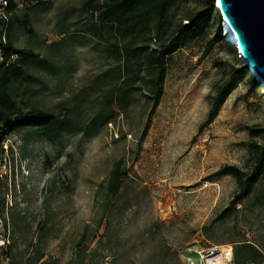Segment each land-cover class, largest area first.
Segmentation results:
<instances>
[{
	"label": "rangeland",
	"instance_id": "1",
	"mask_svg": "<svg viewBox=\"0 0 264 264\" xmlns=\"http://www.w3.org/2000/svg\"><path fill=\"white\" fill-rule=\"evenodd\" d=\"M88 1L14 0V11L0 8L14 45L40 56L13 93L28 109L68 117L58 138L29 128L1 139L0 264H243L245 244L264 254V179L237 212L219 219L238 188L233 176L214 174L226 165L253 167L264 139L249 128H264V89L241 76L205 125L219 87L241 66L213 41L218 16L167 58L154 107L147 60L127 54L134 37L85 8ZM206 6L177 0L163 30L158 18L152 23V44ZM120 160L127 175L110 197L108 178Z\"/></svg>",
	"mask_w": 264,
	"mask_h": 264
},
{
	"label": "trees",
	"instance_id": "2",
	"mask_svg": "<svg viewBox=\"0 0 264 264\" xmlns=\"http://www.w3.org/2000/svg\"><path fill=\"white\" fill-rule=\"evenodd\" d=\"M6 1L7 6L4 10L7 12L14 11L16 7L14 0ZM26 1L29 3L36 1L37 5H40L38 0ZM176 2L177 0H117L113 4L106 3L93 6L92 0H90L85 4V8L103 11L104 22L115 21L119 26L118 32L122 36L134 37V41L127 46V54L133 49L132 55L134 58L147 60L150 77V90L147 97L154 107L159 104L163 96L167 58L179 48L187 46L200 37L205 28L210 26L212 16L217 15V29L213 41L221 44L241 66L232 71L229 79L219 87L213 99L208 120L205 123L207 125L217 117L223 103L236 87L241 76L247 75L249 77L251 87L259 89L261 87L248 66L239 58L234 45L224 40L221 15L216 11L215 0H207V6L203 10L190 15L187 24H180L170 38L154 46L152 44L154 32L151 25L158 18L157 30H163L167 11ZM0 26L5 29V33L0 32V142L2 138L13 131L29 128L35 129L39 135L46 138L60 137L68 126L66 115L54 114L37 107L28 109L18 101L12 90L15 84L27 80V68L39 62L40 56L31 50L19 49L14 45L10 37V24L5 14L0 17ZM24 26L26 28L30 27L28 14L24 17ZM29 32H32V30H29ZM155 35L157 36V34ZM139 42L143 44L135 47L132 45ZM128 79L130 78L128 77ZM262 88L264 89V87ZM123 92L128 95L130 88L124 89ZM111 115L113 117L114 113L112 112ZM112 117L108 119L110 120ZM249 130L253 135L262 136L264 139V128H249ZM126 175L127 172L122 168V160H120L116 163L108 178L107 194L110 197L119 194L122 179ZM226 175L233 176L236 179L238 193L235 199L230 202L228 208L219 215L221 220L228 219L234 212H237L243 199L249 197L254 186L264 179V142L258 146L254 165L250 171H244L235 165H226L214 174L215 177ZM244 249L245 261L243 264H253L256 262V258L260 259V264H264V254L259 252L253 245L245 244ZM235 259L238 261V251H235Z\"/></svg>",
	"mask_w": 264,
	"mask_h": 264
},
{
	"label": "water",
	"instance_id": "3",
	"mask_svg": "<svg viewBox=\"0 0 264 264\" xmlns=\"http://www.w3.org/2000/svg\"><path fill=\"white\" fill-rule=\"evenodd\" d=\"M219 3L221 13L237 37L245 63L263 82L264 0H219Z\"/></svg>",
	"mask_w": 264,
	"mask_h": 264
},
{
	"label": "bare ground",
	"instance_id": "4",
	"mask_svg": "<svg viewBox=\"0 0 264 264\" xmlns=\"http://www.w3.org/2000/svg\"><path fill=\"white\" fill-rule=\"evenodd\" d=\"M215 8H216V11L218 12V13H220V15L222 16V18H221V23H222V26H223V29H224V32L226 33V35H228V37L227 36H224L225 37V40L226 41H230V39L232 40V42L236 45V47H237V50H236V53L238 54V56H239V58L241 59V60H243L244 62L246 61V59L243 57V55L241 54V52H240V48H239V44H238V41H237V37H236V35L233 33V31L229 28V26H228V24H227V21H226V19H225V17L223 16V14L221 13V8H220V3H219V0H215ZM263 82V85H264V80H262ZM232 249H229L228 251H227V258H230V257H233L232 256ZM218 257V256H217ZM218 258H220V257H218ZM223 261V260H222Z\"/></svg>",
	"mask_w": 264,
	"mask_h": 264
},
{
	"label": "built area",
	"instance_id": "5",
	"mask_svg": "<svg viewBox=\"0 0 264 264\" xmlns=\"http://www.w3.org/2000/svg\"><path fill=\"white\" fill-rule=\"evenodd\" d=\"M0 4H1V7L0 8H5L6 6H7V1L6 0H0ZM196 247V246H195ZM203 260H201V262H202ZM201 262H200V264H201Z\"/></svg>",
	"mask_w": 264,
	"mask_h": 264
}]
</instances>
